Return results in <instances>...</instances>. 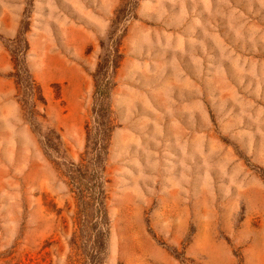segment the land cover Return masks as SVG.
Listing matches in <instances>:
<instances>
[{"label": "rangeland", "instance_id": "1", "mask_svg": "<svg viewBox=\"0 0 264 264\" xmlns=\"http://www.w3.org/2000/svg\"><path fill=\"white\" fill-rule=\"evenodd\" d=\"M0 264H264V0H0Z\"/></svg>", "mask_w": 264, "mask_h": 264}]
</instances>
